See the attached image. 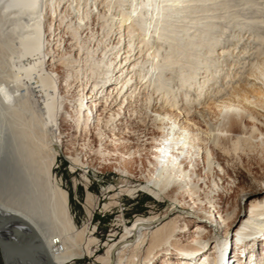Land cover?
<instances>
[{"label": "bare ground", "instance_id": "bare-ground-1", "mask_svg": "<svg viewBox=\"0 0 264 264\" xmlns=\"http://www.w3.org/2000/svg\"><path fill=\"white\" fill-rule=\"evenodd\" d=\"M98 1L0 0V251L4 264H66L90 253L89 244L94 241L88 239L84 245L83 231L72 223L67 192L50 179L58 155L55 146L64 143L60 123L68 116V111L60 109L65 104L57 92L60 85L75 83L76 98L69 103L75 127L83 125L84 131L91 122H103L106 127L122 121L134 101L150 108L153 94L169 89L172 75L167 77L165 71L171 73L177 55L187 58L181 82L189 87L196 84L200 91H195V101L199 102L212 77L207 80L197 71L206 73L213 62L209 57L225 52L216 50V39L210 44L220 26L207 15L210 8L203 6L213 0H103L105 9H98ZM110 5L118 9H109ZM93 16L101 33L91 48L81 42L78 29ZM68 29L69 42L64 40ZM196 49H200V60L193 65L188 59ZM57 65L66 73H56ZM239 81L240 86L230 85L234 99H223L215 91L203 93V111L215 107L224 110L225 117L242 114L264 120V58L248 64ZM153 86L154 92L149 93ZM176 103L175 99L170 102L171 106ZM160 111H154L153 121L162 119ZM186 119L165 131L160 122L164 132L155 138L153 169L140 187L155 198L166 192L196 194L199 180L195 182L193 170L184 167L190 155H201L204 165L210 166V150L199 146L196 134L183 126ZM7 151L11 156L5 155ZM194 209L169 205L162 214L137 217L108 246L99 258L101 264H135L143 248L144 263L264 264V179L256 190L242 194L240 207L228 223V216ZM186 231L191 246L180 240ZM195 234L199 238L194 239ZM164 252L165 257L156 263Z\"/></svg>", "mask_w": 264, "mask_h": 264}, {"label": "rangeland", "instance_id": "rangeland-1", "mask_svg": "<svg viewBox=\"0 0 264 264\" xmlns=\"http://www.w3.org/2000/svg\"><path fill=\"white\" fill-rule=\"evenodd\" d=\"M98 3V9L106 8L103 0ZM110 7L118 9L116 5ZM203 7L210 8L207 15L211 14L209 16L214 18V24L220 26L211 36L210 44L216 39V50L225 52H215L209 57L213 62L206 73L203 69L197 71L206 79L212 77L210 81L206 80L208 83L201 95L204 96L205 92L214 94L215 91L223 99H234L232 86H240V75L246 71V66L264 58V0H213L206 2ZM94 18L88 25L78 29L81 42L91 48L101 33L99 21ZM67 35L70 36L69 29L64 35V40L69 42L70 37ZM199 53L200 49L194 50L193 56L188 59L193 65L200 60ZM177 59L178 63L171 73L165 71L167 77L172 75L169 89L157 90L150 108L146 109L141 100L134 101L125 110L126 117L115 125L110 122L103 127V122L94 125L91 122L92 126L86 124L84 131L83 125L75 127L69 104L76 98L75 83L60 85L57 92L61 103H65L60 109L68 111L66 120L60 123L66 138L62 145L55 146L58 155L50 179L52 182L57 181L67 192L72 223L77 231H83L84 245L88 239L94 240L89 244L90 253L66 264H101L99 258L105 256L108 246L120 239L126 227L132 225L137 217L162 214L169 205H178L188 211L198 208L216 217L228 216V223L240 207L242 194L256 190L258 183L264 179V120L242 114L233 115L236 117L234 119L231 116L227 118L223 115L224 110L221 113L215 107L203 111L200 103L205 97L202 99L200 95V101H195V93L200 91L194 88L196 84L189 87L181 82L182 75L187 72V58L177 55ZM54 71L62 75L66 73L59 65L54 67ZM85 86L84 91L88 89L89 82ZM154 88L151 87L149 93L154 92ZM172 97L177 101L175 106L170 104L174 100ZM155 110H161V120L153 121ZM184 118L187 119L182 123L183 126L196 134L199 146L210 150V166L207 168L204 165L201 155H190L184 167L193 170L194 181L199 180L196 194L186 196L166 192L160 198H155L148 190L140 188L145 185L153 169L155 138L161 136L165 128L174 122L181 124ZM4 153L11 156L8 151ZM247 206L248 201L245 203ZM181 220L178 219V225ZM191 226L192 223H188V227ZM187 232L181 233L180 240L191 246L192 239ZM194 236V239L199 238L196 234ZM145 249H141L135 264L155 263V260L143 262ZM165 255L164 252L156 263L161 262ZM0 264H4L1 251Z\"/></svg>", "mask_w": 264, "mask_h": 264}]
</instances>
